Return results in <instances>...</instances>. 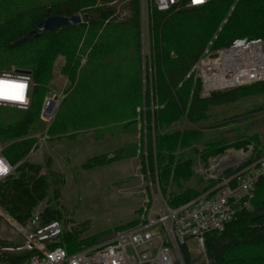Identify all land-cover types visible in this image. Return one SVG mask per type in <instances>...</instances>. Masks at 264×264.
<instances>
[{
    "label": "trees",
    "instance_id": "obj_1",
    "mask_svg": "<svg viewBox=\"0 0 264 264\" xmlns=\"http://www.w3.org/2000/svg\"><path fill=\"white\" fill-rule=\"evenodd\" d=\"M120 1L128 11L123 19L114 17ZM142 9V0H0V73L13 67L31 74L34 84L31 107L15 122H0V144H4V156L12 165L20 163L32 148L33 140L25 137L38 122L54 63L62 55L66 59L62 73L75 87L61 102L48 134L73 137L119 123H136V110L145 102L146 119L153 126L150 136L155 137L149 160L156 165L164 191L172 176L177 181L191 174L192 158L176 162L174 152L198 144L200 132L163 130L179 120L195 125L205 119L211 106L234 99L230 93L220 92L203 98L201 80L192 70L206 49L218 50L236 39L264 40V0H209L200 8L170 12L157 11L151 2L147 8V58L141 50ZM81 13L86 14V21L79 25L51 32L38 29V24L50 16ZM34 30L36 33L31 34ZM22 38L25 40L19 42ZM88 51L86 66L80 69L82 56ZM260 84L264 90V82L253 85ZM246 145L213 146L201 159L205 162L228 147ZM257 147L248 162L264 154ZM38 170L23 163L17 168L18 177L0 184V204L19 222H24L48 195L47 182L37 176ZM55 192L59 198V191ZM188 194L177 196L183 198L179 204L192 198H186ZM262 211L264 177L256 185L252 208L229 223L223 233L207 239L213 264H264ZM51 218L43 221L50 222ZM63 240L70 253L87 243L69 233Z\"/></svg>",
    "mask_w": 264,
    "mask_h": 264
},
{
    "label": "rangeland",
    "instance_id": "obj_2",
    "mask_svg": "<svg viewBox=\"0 0 264 264\" xmlns=\"http://www.w3.org/2000/svg\"><path fill=\"white\" fill-rule=\"evenodd\" d=\"M144 2L141 13V50L147 58V8L151 0ZM124 5V2H118L114 17L123 19L128 16V11L122 8ZM85 15L79 14L81 23L86 21ZM88 54L89 51L82 56L80 69L86 66ZM65 64V57L58 56L43 104L48 97L56 95H61V103L74 89L75 86L62 73ZM261 87V84L248 85L218 91L220 94L230 93L229 96L234 99L211 106L205 119L195 125L179 120L164 128L163 133L194 129L200 132L201 137L198 144L179 147L174 152L176 162L192 158L193 165L191 174L186 177L173 181L172 176L166 192L165 186L159 181L156 165H152L149 160L151 140L154 146L155 137L154 134L150 136L153 126L147 122L148 107L145 102L136 110V123H119L99 131L81 132L73 137L61 138L45 133L48 131L47 126L50 127L54 121L48 124L40 115L38 122L25 137L26 140H33L32 148L20 163L13 165L11 177H18L17 168L21 164L35 165L39 168L37 176L45 177L48 195L24 222H19L0 204V246L20 243L28 222L39 214L43 220L52 217L51 221L61 222L65 231L71 235L76 234L79 242H87L76 248L79 249L109 233L140 222L156 200L174 206L181 202L178 200L183 199L177 196L189 193L186 195L189 198L204 191L215 182L210 180L209 169L212 164L233 156L229 162L230 168L227 169L231 171V167L246 160L256 146L257 150L264 153V90ZM200 95L210 98L211 94L207 95L201 89ZM59 108L56 111L57 117ZM25 111L0 107V122L6 119L15 122ZM240 142L247 145L228 147L205 162L201 159L207 148L211 150L213 146L224 147ZM55 191H59V198H55ZM174 201L178 203H172ZM254 213L257 215V212ZM237 236L246 238L242 234ZM188 245L193 250L184 252L186 264L194 261L195 264H213L207 245L204 254L198 253L192 240L188 241Z\"/></svg>",
    "mask_w": 264,
    "mask_h": 264
},
{
    "label": "built area",
    "instance_id": "obj_3",
    "mask_svg": "<svg viewBox=\"0 0 264 264\" xmlns=\"http://www.w3.org/2000/svg\"><path fill=\"white\" fill-rule=\"evenodd\" d=\"M151 2L157 11L170 12L200 8L209 0ZM192 72L201 80L203 93L207 95L262 83L264 41L236 39L227 47L206 49ZM33 87L27 72L18 69L1 72L0 107L28 110ZM60 96L48 97L43 104L41 117L48 124L55 119ZM4 149L0 144V184L14 171L3 154ZM252 156L253 153L231 167V171L227 169L233 156L217 161L209 169L210 180L215 182L204 191L177 206L156 200L140 222L74 248L71 253L63 240L69 231H65L61 222H44L37 214L28 222L20 243L0 246V264H186L184 252L193 250L188 245L189 240L196 244L198 253L204 254L209 237L223 233L229 223L252 208L256 185L264 177V154L248 162Z\"/></svg>",
    "mask_w": 264,
    "mask_h": 264
},
{
    "label": "water",
    "instance_id": "obj_4",
    "mask_svg": "<svg viewBox=\"0 0 264 264\" xmlns=\"http://www.w3.org/2000/svg\"><path fill=\"white\" fill-rule=\"evenodd\" d=\"M81 23V17L79 15H74L72 17L63 16H50L44 21L38 24V29L40 31L51 32L57 29L68 27L72 24L79 25ZM36 33V30L32 31L31 34ZM25 39L22 38L19 42H23Z\"/></svg>",
    "mask_w": 264,
    "mask_h": 264
},
{
    "label": "bare ground",
    "instance_id": "obj_5",
    "mask_svg": "<svg viewBox=\"0 0 264 264\" xmlns=\"http://www.w3.org/2000/svg\"><path fill=\"white\" fill-rule=\"evenodd\" d=\"M23 95H24V93L22 92V94H21V99H23V97H24ZM21 99H20V100H21Z\"/></svg>",
    "mask_w": 264,
    "mask_h": 264
},
{
    "label": "snow or ice",
    "instance_id": "obj_6",
    "mask_svg": "<svg viewBox=\"0 0 264 264\" xmlns=\"http://www.w3.org/2000/svg\"><path fill=\"white\" fill-rule=\"evenodd\" d=\"M194 2H195V0H194ZM4 171H6V169H3Z\"/></svg>",
    "mask_w": 264,
    "mask_h": 264
}]
</instances>
